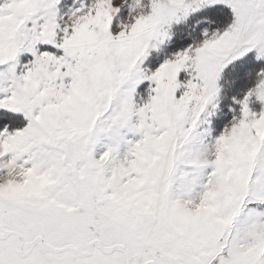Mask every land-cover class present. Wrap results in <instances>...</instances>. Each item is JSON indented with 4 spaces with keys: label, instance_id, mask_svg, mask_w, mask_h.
Instances as JSON below:
<instances>
[{
    "label": "snow or ice",
    "instance_id": "snow-or-ice-1",
    "mask_svg": "<svg viewBox=\"0 0 264 264\" xmlns=\"http://www.w3.org/2000/svg\"><path fill=\"white\" fill-rule=\"evenodd\" d=\"M0 264H264V0H0Z\"/></svg>",
    "mask_w": 264,
    "mask_h": 264
}]
</instances>
